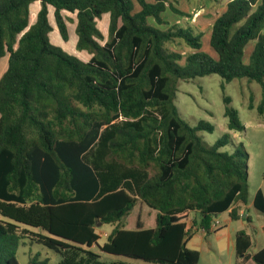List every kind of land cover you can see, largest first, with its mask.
<instances>
[{
	"label": "trees",
	"instance_id": "16d2710c",
	"mask_svg": "<svg viewBox=\"0 0 264 264\" xmlns=\"http://www.w3.org/2000/svg\"><path fill=\"white\" fill-rule=\"evenodd\" d=\"M175 1L137 0L134 12L133 0H0V61L9 56L0 79V264H20L21 239L55 250L59 264H130L105 262L94 246L153 264H198L200 252L187 245L191 212L207 235L221 213L241 219L250 154L241 146L222 151L230 133L204 142L199 132L214 126L190 125L175 100L180 81L247 79L261 87L259 104L250 98L249 109L264 118V0H227L211 31L217 57L203 50L194 28L168 21L169 10L189 16ZM49 7L64 41V11L76 15L77 48L89 61L52 44ZM105 14L108 35L97 23ZM175 42L192 52L171 50ZM224 102L228 129L243 132L232 98ZM141 203L157 211L156 225L138 217L129 228ZM254 207L264 214L262 189ZM100 225L114 226L104 244ZM251 248V236L239 230L237 254L264 264V248L252 255Z\"/></svg>",
	"mask_w": 264,
	"mask_h": 264
},
{
	"label": "rangeland",
	"instance_id": "374dc122",
	"mask_svg": "<svg viewBox=\"0 0 264 264\" xmlns=\"http://www.w3.org/2000/svg\"><path fill=\"white\" fill-rule=\"evenodd\" d=\"M147 1L155 2L156 0ZM133 2L135 5L134 12H137L140 10V6L137 0H133ZM227 2V0H176L175 6L189 16L179 17L170 10L165 13V16L171 24L189 25L194 28L195 33L202 34L203 50L217 57L210 46L211 31L215 19L225 11ZM31 8L30 19L31 24H33L37 19V13L41 8V4L34 3ZM64 14L70 19L68 21V41H64L60 34L54 19V9L52 7L49 15L52 25V30L49 33L50 41L70 55L83 61L89 60L91 54L77 48L78 36L76 33L75 15L67 11H64ZM109 20L110 15L105 14L102 19L97 21L98 27L105 35H108ZM253 47L254 42L247 46L245 50L247 51L246 60H248ZM169 48L185 56L187 53L192 52L182 42L170 44ZM182 63H184V60ZM7 67L8 56L4 57L0 62V78L6 72ZM225 96L232 98L231 106L238 111L239 117L245 126L243 132H235L228 129V119L224 115L226 107L224 102ZM250 98L254 99V105L257 106L261 100V87L258 83L249 82L247 79H235L230 83H225L219 75L213 74L198 77L191 81L179 82L175 104L182 118L192 126H196L201 121L214 126L212 133L206 131L199 132L202 140L209 145H213L219 138L230 133L232 142L222 148V151L233 153L241 146L242 149H245L250 154L249 203L252 207L250 215L253 225L250 227L241 221H232L229 225L225 221L227 216L222 215L219 217V225L222 227L220 232H212L205 237H202V234L197 236L198 241L201 242V245L198 246V251L201 255L198 264H237L241 256L237 254L234 243L235 234L239 229L246 228L252 234L254 240L253 251H258L264 247V233L262 231L264 214L254 207L257 192L260 189L264 191V118L255 109H249ZM156 216V210L141 203L127 218L126 224L129 228L135 227L138 217H141L146 227H154L156 225ZM198 216L196 217L195 213L191 212V224L195 220L200 223L201 217L199 213ZM113 228V225L99 226L100 244H104L107 241ZM228 234H231V237ZM93 250L101 254L103 261L109 263L112 261H127L130 264H153L141 260L127 259L123 256L102 253L98 246H94ZM18 258L20 264H32V259L47 261L49 264H59L62 256L55 250L31 239H21L18 248Z\"/></svg>",
	"mask_w": 264,
	"mask_h": 264
},
{
	"label": "crops",
	"instance_id": "0c3cea01",
	"mask_svg": "<svg viewBox=\"0 0 264 264\" xmlns=\"http://www.w3.org/2000/svg\"><path fill=\"white\" fill-rule=\"evenodd\" d=\"M36 4L37 3H39V4H41L39 1H37V2H35ZM34 4V3H33ZM31 7H32V5H31ZM41 9V8H40ZM31 10H32V8H31ZM39 10V9H38ZM37 10V11H38ZM40 11V10H39ZM38 11V12H39ZM49 11H50V13H51V7H49ZM50 13H49V15H50ZM37 15H38V13H37ZM65 15V14H64ZM75 15V14H74ZM31 16V15H30ZM67 17V16H66ZM75 17H76V15H75ZM55 19V18H54ZM70 20V19H69ZM75 22H76V18H75ZM67 24H68V22H67ZM91 57H92V55H91ZM91 59V58H90ZM89 59V60H90ZM89 60H87V61H89ZM8 61H9V56H8ZM1 62V61H0ZM8 68V67H7ZM1 79V78H0ZM239 206H241V204L240 203H238V204H236V207H239ZM251 204L250 203H248L247 205H242V209L240 210V214H241V219L240 220H238V221H241V222H243L244 224H246L247 226H252L253 225V220H252V217H251V215H250V210H251ZM195 213V216L196 217H199L198 216V213H196V212H194ZM222 215H225V216H227L226 218H225V221L227 222V224H229L230 225V223L233 221L232 219H231V217H230V210L229 211H227V212H224V213H221V214H219L217 217H215V219H214V222H213V227H212V229H213V231L212 232H220V230H221V226L219 225V221H218V218L219 217H221ZM189 228H190V237H189V240H188V247L190 248V249H193V250H199V245H201V242H199L198 241V239H197V236L198 235H201L202 237H205L207 234L199 227V222L197 221V220H195L194 222H193V224H191V222L189 223ZM254 228H256V227H254ZM243 229H245L247 232H248V234L251 236V240H252V248L249 250V254H254V253H256V252H258L259 250H261L262 248H264V247H262L261 249H259L258 251H253V246H254V240H253V236H252V234L251 233H249V231L246 229V228H243ZM239 230H242V229H239ZM239 230H237V232L239 231ZM262 231H263V233H264V225H263V228H262ZM237 232H236V234H237ZM236 234H235V249H236ZM228 236L229 237H231V234H228ZM202 239V238H201ZM237 264H253V262H252V260H248V261H245L244 260V257H240V260L238 261V263Z\"/></svg>",
	"mask_w": 264,
	"mask_h": 264
}]
</instances>
